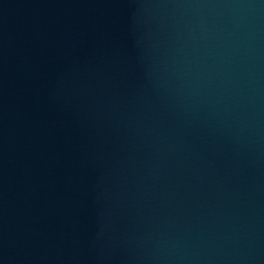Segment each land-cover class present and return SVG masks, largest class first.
Returning a JSON list of instances; mask_svg holds the SVG:
<instances>
[{
  "label": "water",
  "instance_id": "95a60500",
  "mask_svg": "<svg viewBox=\"0 0 264 264\" xmlns=\"http://www.w3.org/2000/svg\"><path fill=\"white\" fill-rule=\"evenodd\" d=\"M0 264H264V0H0Z\"/></svg>",
  "mask_w": 264,
  "mask_h": 264
}]
</instances>
